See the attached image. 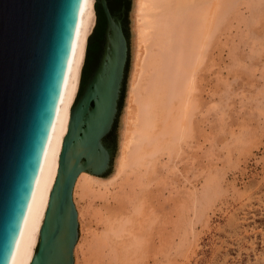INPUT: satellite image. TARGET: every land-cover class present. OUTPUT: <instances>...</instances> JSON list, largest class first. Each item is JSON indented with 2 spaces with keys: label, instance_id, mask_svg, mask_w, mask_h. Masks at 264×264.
Segmentation results:
<instances>
[{
  "label": "rangeland",
  "instance_id": "rangeland-1",
  "mask_svg": "<svg viewBox=\"0 0 264 264\" xmlns=\"http://www.w3.org/2000/svg\"><path fill=\"white\" fill-rule=\"evenodd\" d=\"M135 1H127L124 17L126 81L105 137L112 158L137 46ZM232 1L203 41L188 132L177 149L160 153L143 177L140 169L112 180L114 159L92 190L77 188L74 264H264V0ZM128 218L133 234L97 248L110 223ZM135 238L140 245L127 249Z\"/></svg>",
  "mask_w": 264,
  "mask_h": 264
},
{
  "label": "water",
  "instance_id": "water-1",
  "mask_svg": "<svg viewBox=\"0 0 264 264\" xmlns=\"http://www.w3.org/2000/svg\"><path fill=\"white\" fill-rule=\"evenodd\" d=\"M81 0H0V264H8L38 174L64 78ZM105 16L95 67L71 111L30 264H74L79 237L73 189L82 171L103 175L105 141L119 111L129 42L126 8Z\"/></svg>",
  "mask_w": 264,
  "mask_h": 264
},
{
  "label": "bare ground",
  "instance_id": "bare-ground-1",
  "mask_svg": "<svg viewBox=\"0 0 264 264\" xmlns=\"http://www.w3.org/2000/svg\"><path fill=\"white\" fill-rule=\"evenodd\" d=\"M135 2V19H133L136 23V33L134 29L133 32L137 36V46L136 49L133 48L135 56L133 54L134 62H132L133 70L128 85L126 111L125 116L122 117L124 130L121 144L117 156L111 160L113 168L115 159L112 180L123 174V176L127 175L130 170L140 169H144L143 177L154 168L160 153L164 150L172 152L177 149L178 142L186 137L192 112L191 95L195 71L202 56L200 53L204 51L206 46L204 44H207L203 41L211 37L220 13L223 11L225 13L227 6L231 5V0H136ZM94 3L95 0H81L80 3L58 103L42 150L38 174L8 264H30L37 246L39 230L57 174L59 154L63 138L67 133L70 111L79 87L87 39L95 25ZM100 182L99 175L82 171L77 177L73 195L81 184L86 187L82 190L86 191L87 188L92 190L94 184ZM73 201L77 210L76 202L74 199ZM77 213L79 215L78 210ZM129 222H132L130 218L118 223H110L98 240L96 238L100 247H97L96 241L95 247L104 248L117 238L122 240L127 232L134 229H131ZM140 243L138 238L132 239L126 248L137 247Z\"/></svg>",
  "mask_w": 264,
  "mask_h": 264
},
{
  "label": "trees",
  "instance_id": "trees-1",
  "mask_svg": "<svg viewBox=\"0 0 264 264\" xmlns=\"http://www.w3.org/2000/svg\"><path fill=\"white\" fill-rule=\"evenodd\" d=\"M94 9H95V15H96L95 25L93 27L91 34L89 35L87 39L85 58H84V63H83L81 74H80V81H79V87H78L76 99L81 94L87 79L89 78L93 68L95 67L97 63L99 53L101 50V43L103 41V32L105 28V16L103 14L100 4L94 3ZM89 65H91L90 68H89Z\"/></svg>",
  "mask_w": 264,
  "mask_h": 264
},
{
  "label": "flooded vegetation",
  "instance_id": "flooded-vegetation-1",
  "mask_svg": "<svg viewBox=\"0 0 264 264\" xmlns=\"http://www.w3.org/2000/svg\"><path fill=\"white\" fill-rule=\"evenodd\" d=\"M128 0H108L110 9L117 14L118 16H121V9L124 6L126 8ZM91 65H89V68Z\"/></svg>",
  "mask_w": 264,
  "mask_h": 264
}]
</instances>
